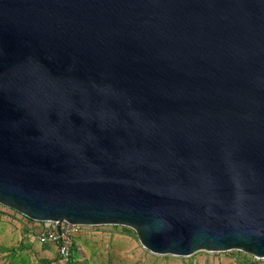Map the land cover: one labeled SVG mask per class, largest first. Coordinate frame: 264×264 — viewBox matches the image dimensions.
Wrapping results in <instances>:
<instances>
[{"label": "water", "instance_id": "95a60500", "mask_svg": "<svg viewBox=\"0 0 264 264\" xmlns=\"http://www.w3.org/2000/svg\"><path fill=\"white\" fill-rule=\"evenodd\" d=\"M0 205L264 260V0H0Z\"/></svg>", "mask_w": 264, "mask_h": 264}, {"label": "rangeland", "instance_id": "374dc122", "mask_svg": "<svg viewBox=\"0 0 264 264\" xmlns=\"http://www.w3.org/2000/svg\"><path fill=\"white\" fill-rule=\"evenodd\" d=\"M0 206V264H54L42 260L40 248L28 242L26 227ZM237 251L197 252L189 257L157 256L140 245L136 233L120 226H85L75 238L70 264H253ZM246 261V262H244ZM254 264H264V260Z\"/></svg>", "mask_w": 264, "mask_h": 264}, {"label": "built area", "instance_id": "2783aa9c", "mask_svg": "<svg viewBox=\"0 0 264 264\" xmlns=\"http://www.w3.org/2000/svg\"><path fill=\"white\" fill-rule=\"evenodd\" d=\"M1 206V205H0ZM3 207V206H1ZM6 208V207H3ZM8 209V208H6ZM16 215L23 217L17 212L8 209ZM31 224L34 225L33 228V240L36 244L41 246L53 245L56 249V260L54 264H70L72 251L75 247V238L81 233L83 226L72 225L67 222H35L31 221L25 217ZM240 253L243 257L247 258L251 263L259 261L258 259L250 256L248 254ZM246 262V261H244Z\"/></svg>", "mask_w": 264, "mask_h": 264}, {"label": "crops", "instance_id": "0c3cea01", "mask_svg": "<svg viewBox=\"0 0 264 264\" xmlns=\"http://www.w3.org/2000/svg\"><path fill=\"white\" fill-rule=\"evenodd\" d=\"M7 212V211H6ZM7 215L10 217H13V219L17 222H20V224L23 227H26L25 231H26V238L28 240V242L33 243L34 246H38L40 248V257L42 258V260H45V262H49V261H55L56 260V249L55 246L53 245H48V246H41L38 245L34 242L33 240V228L34 225L31 224L28 220L24 219L23 217H20L18 215H16L15 213L8 211Z\"/></svg>", "mask_w": 264, "mask_h": 264}, {"label": "trees", "instance_id": "16d2710c", "mask_svg": "<svg viewBox=\"0 0 264 264\" xmlns=\"http://www.w3.org/2000/svg\"><path fill=\"white\" fill-rule=\"evenodd\" d=\"M71 261H72V257H71ZM254 264V263H253Z\"/></svg>", "mask_w": 264, "mask_h": 264}]
</instances>
